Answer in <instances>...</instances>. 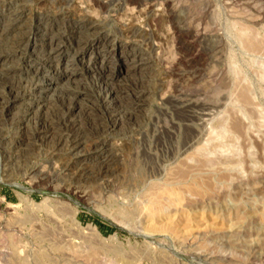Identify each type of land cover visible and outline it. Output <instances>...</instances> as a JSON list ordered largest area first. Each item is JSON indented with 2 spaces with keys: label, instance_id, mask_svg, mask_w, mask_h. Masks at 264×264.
<instances>
[{
  "label": "rangeland",
  "instance_id": "rangeland-1",
  "mask_svg": "<svg viewBox=\"0 0 264 264\" xmlns=\"http://www.w3.org/2000/svg\"><path fill=\"white\" fill-rule=\"evenodd\" d=\"M104 1L0 0V14L24 6L30 33L21 34L30 45L8 60L17 69L10 84L30 93L67 61L76 79L69 89L85 93L71 114L56 96L41 111L33 105L27 131L43 125L35 115L46 113L55 130L75 119L73 131L88 135L84 149L101 151L110 166L91 160L81 179L71 176L78 166L57 177L65 161L47 155L56 140L9 162L3 150L22 136L18 119L32 99L13 120L0 109V264H264V0ZM83 24L94 31L79 35ZM44 33L64 45L62 65L47 57ZM77 36L99 39L81 61ZM111 43L120 48L109 51ZM145 57L147 68L125 75L124 60ZM28 67L37 74L24 75ZM112 69L127 88L115 109L102 102ZM31 166L36 173L25 178ZM93 217L118 230L102 233Z\"/></svg>",
  "mask_w": 264,
  "mask_h": 264
},
{
  "label": "bare ground",
  "instance_id": "bare-ground-1",
  "mask_svg": "<svg viewBox=\"0 0 264 264\" xmlns=\"http://www.w3.org/2000/svg\"><path fill=\"white\" fill-rule=\"evenodd\" d=\"M97 3L99 4H104L105 1L104 0H95ZM13 2V1H12ZM24 7V6H23ZM22 7V5H18V8L16 9H13L12 11H10V8L9 7V11H3L6 15L3 14V12H1V15L0 16H6L7 18V23H3V25L0 26V85L2 84L3 85V89L0 88V109H2V112H5L3 113V115H1V117H3L4 120H13V112L12 110H17L18 108H20L23 103H22V100L25 98V97H29L30 101L32 102H29V103H26L28 105H30L29 108H26L25 111L23 112V114H21L19 116V119H18V123L20 125H23L19 130H22L21 133H22V138L21 137H17L15 138V143H11L12 145L9 146L8 148L6 147L7 145L5 144L6 141H5V138H0V144H2L4 142V144L6 145L5 147V150H3V155L5 156H8V161L9 162H15L16 160L18 161L19 156L18 155H27V156H31V155H37V153L39 154L43 147L44 146H47V145H50L49 143H51L52 141L55 143V140L57 141L56 144H54L52 146V150L48 152V162H53V160H55L57 157H60L59 155H62L61 158L65 161L64 165L65 167L63 168V166L61 168V170L57 171L56 173H54L57 177L58 176H67L69 177V174H70V169H75L74 167L75 166H78L76 168H78L77 171H74L72 172L73 174L71 176H74V177H80L84 174H89L88 173V168H90V166L88 165L89 162L91 160L96 161V165L97 164H104V166H106V169H107V166L109 165V159L107 157V155H104L103 153H101V151L98 150V152H90L88 149L85 150L84 149V141H85V136L83 133L79 132L77 129H75L73 131V127L75 126V119L72 120V129L67 128L66 129H63V130H55V126L53 125L54 122H52V124H48L47 120L46 119V113H45V116L44 115H35L34 116V119H37L38 121H42L43 125H35L34 128H32V130L30 132L27 131V127H28V124L32 121L31 119L33 118L32 114L34 115V111H29L30 109H32V106L34 105L35 109H43L45 107H47L48 105H50V102H52L51 100L53 99L54 96H56V98L60 101V103H63L62 105H64V102L67 100V110H69V114L72 113V111L74 112V110L76 109H80L81 108V102L82 101V97H83V94H85L83 91L81 90H70L69 89V84L72 82H74V80L76 81V79L73 77L74 76V70L73 68H69V66L71 64H68L67 61H65L66 63H63V69H60V71H56L53 75L51 76H48V79H45V80H35L34 82V89L30 91V93H26V91H22L21 89H18L14 86H16L18 83L16 82V85H11L10 84V77L11 75L13 76L14 73H16L15 70L17 69H11L10 67H8V60H11L12 56L15 55L18 51L20 50H17L18 47H22L23 43L25 42V47L27 48V46L30 45V41H27L25 40L24 41V38L21 36L24 35V31L26 30V34L29 33V31H27V24H26V20H25V11H24V8ZM5 8V7H4ZM4 17H2L3 19ZM5 18V20H6ZM1 23V24H2ZM30 24V23H29ZM31 25V24H30ZM75 27V26H74ZM94 28H95V25L91 24V25H88L87 24H83L81 26H78V32H79V35H82V36H87L88 32L91 30L94 31ZM29 29V28H28ZM31 29V28H30ZM46 29H44V31L42 32H45ZM71 30V29H70ZM47 31V30H46ZM58 31V30H57ZM92 31V32H93ZM187 31V30H186ZM28 32V33H27ZM25 34V36H26ZM30 34V33H29ZM28 34V35H29ZM39 34V33H38ZM12 35V36H11ZM15 35H20L21 37L18 38L17 40L14 41L13 43V47H14V50L10 51V50H7L6 47L8 46V42L7 41L9 40L10 37H13ZM78 35V34H77ZM159 35V34H158ZM253 35V34H252ZM30 36V35H29ZM45 33L42 34V38L40 40L42 41L41 45H43V47L45 48L46 50V54H47V57L51 60L53 59H57L58 62L57 64L58 65H62V61L60 59V55H62V53H64V45L60 44L57 40H60V39H56L54 36L50 37L49 39H46L45 38ZM103 36V35H102ZM197 36V35H196ZM36 37V36H35ZM35 37H32L33 39V48L36 49L37 47V39ZM88 37H91L90 34ZM95 37V36H94ZM201 37L202 34H201ZM251 38V36H249ZM77 39L76 40V47L79 48L76 50L75 52V55H76V59L78 58L80 61L84 58V56L86 55V47L87 46H91V49L92 50H95L97 49V47H94L97 43H99V39L98 38H92L90 39V41H86V40H82V41H86L84 42L83 44H81V41H80V38L77 36ZM82 38V37H81ZM242 38V37H241ZM5 39H6V42H5ZM27 39V38H26ZM29 39V38H28ZM86 39V38H85ZM255 39V38H254ZM47 40V42L45 41ZM101 40V39H100ZM255 41V40H254ZM101 42V41H100ZM260 42V41H259ZM253 43L252 45H255L254 42H251ZM39 44V43H38ZM177 44V43H176ZM248 44V43H247ZM262 44V43H261ZM40 45V47H42ZM82 47V45H84V47ZM110 46V50L109 51H116L118 50L119 45L117 43H111L109 44ZM246 45V44H245ZM24 46V45H23ZM39 46V45H38ZM179 46V45H178ZM248 46V45H247ZM246 46V47H247ZM251 46V45H249ZM181 47V46H180ZM183 47V46H182ZM32 48V49H33ZM69 48V47H68ZM74 48V47H73ZM257 48V47H256ZM40 50V49H39ZM67 50V48H66ZM70 51V49H69ZM24 52V51H23ZM93 51L90 52V54H92ZM33 53V52H32ZM36 53V52H35ZM43 53V52H42ZM68 53V52H67ZM66 53V54H67ZM112 53V52H111ZM38 54V53H37ZM45 54V53H44ZM69 54V53H68ZM74 54V53H73ZM95 54V53H94ZM93 54V55H94ZM97 55V54H96ZM22 56V55H21ZM33 56V55H32ZM44 56V55H43ZM73 56V55H72ZM197 56V55H196ZM195 56V57H196ZM36 57V56H35ZM46 57V58H47ZM68 57V56H67ZM102 62H105L106 61V55H102ZM123 57V56H121ZM26 58V57H25ZM91 58V57H90ZM136 58V57H134ZM133 58V60H134ZM146 58V57H145ZM20 59V58H19ZM27 59V58H26ZM29 59V58H28ZM109 59V58H108ZM73 60V59H72ZM71 60V61H72ZM191 60V59H190ZM193 60V59H192ZM131 61V60H130ZM122 62V61H121ZM125 63V70L123 71L126 74H133L136 72V70L141 66L144 68L146 67L148 64H149V60L146 58V59H139L136 63L135 61H132V62H126L125 60L123 61ZM106 63V62H105ZM190 63V62H189ZM120 64V63H119ZM187 64V63H186ZM29 65V64H28ZM103 65V64H102ZM12 66V65H11ZM29 68V67H28ZM99 68V67H98ZM110 68V67H109ZM147 68V67H146ZM96 69V68H95ZM102 69V68H101ZM142 69V68H141ZM19 70V68H18ZM143 71V70H142ZM20 72V74L22 73V70L18 71ZM104 72V71H103ZM146 72V71H145ZM37 74V67L34 68V67H31L29 68L28 70L26 69L25 70V73L23 71V74ZM17 74V73H16ZM19 75V74H18ZM105 75V74H104ZM29 76V75H28ZM35 76V75H34ZM97 76V75H96ZM102 76V75H101ZM107 76V74H106ZM134 76V74H133ZM19 77V76H18ZM24 77V76H23ZM99 77V76H98ZM124 77V75H123ZM12 78V77H11ZM29 78V77H27ZM33 78V77H32ZM40 78V77H39ZM105 78V77H103ZM107 80L105 81H108L109 84L111 85V87H107V88H104L103 89V92H102V102L104 103H108L109 106H111L112 108H114V104H116L117 100L121 99L124 97V94L125 92L127 91V88L122 85V84H116V81H115V78H117V71L113 70L110 71L109 73V76L106 77ZM44 79V78H43ZM62 80V82L60 83L59 86H56L54 84H57L58 81ZM130 81V80H129ZM22 82V81H21ZM105 83V82H103ZM106 84V83H105ZM68 85V86H67ZM108 85V84H107ZM20 86V85H19ZM82 86V85H81ZM86 86V85H85ZM106 86V85H105ZM79 88V87H78ZM31 89V88H30ZM129 90V89H128ZM137 90V89H136ZM131 91V90H130ZM141 91V89H140ZM135 92V91H134ZM243 92V91H242ZM131 93V92H130ZM133 93V92H132ZM140 95H143V92H139ZM245 94V91L243 92ZM242 94V93H241ZM243 95V94H242ZM245 95L248 96V94L246 93ZM130 96V95H129ZM134 96V94H132V97ZM145 97V96H144ZM85 98V97H84ZM137 98V97H136ZM66 99V100H64ZM135 99V98H134ZM27 100V99H26ZM25 100V101H26ZM91 100V99H90ZM139 100V99H138ZM141 100V99H140ZM139 100V101H140ZM145 100V98H144ZM247 100V98H246ZM28 101V100H27ZM124 101V100H123ZM129 101V100H128ZM134 101V100H133ZM132 101V102H133ZM143 101V99H142ZM141 101V102H142ZM24 102V101H23ZM54 102V101H53ZM120 102V101H119ZM118 102V103H119ZM126 102V99L125 101ZM121 103V102H120ZM136 103V102H135ZM56 104V103H54ZM123 104V103H122ZM144 104V103H142ZM192 104V103H190ZM188 104V105H190ZM125 105H128L125 104ZM124 105V106H125ZM132 105V103L130 104ZM207 105V104H206ZM60 106V105H58ZM108 106V107H109ZM121 106V105H120ZM134 108L135 110H137V104H134ZM187 106V105H186ZM185 106V107H186ZM194 106V105H192ZM80 107V108H79ZM116 108V107H115ZM114 108V109H115ZM123 108V107H121ZM120 108V109H121ZM184 108V107H183ZM24 109V108H23ZM34 109V108H33ZM60 109V108H58ZM110 109V108H109ZM130 109V108H129ZM128 109V110H129ZM132 109V108H131ZM140 109V108H139ZM181 109V108H180ZM204 109V108H203ZM15 110V111H16ZM20 110V109H19ZM123 110V109H121ZM41 111V110H40ZM44 111V110H43ZM71 111V112H70ZM80 111V110H79ZM111 111V109H110ZM117 111V110H116ZM125 111V110H124ZM131 111V110H130ZM12 112V113H11ZM46 112V111H45ZM118 112V111H117ZM120 112V111H119ZM118 112V113H119ZM127 112V111H126ZM129 112V111H128ZM134 112V110H133ZM106 113V112H105ZM113 113V112H112ZM125 113V112H124ZM131 113V112H130ZM190 113V112H189ZM20 114V113H19ZM44 114V113H43ZM111 114V113H110ZM114 114V113H113ZM127 114V113H126ZM132 114V113H131ZM200 114V113H199ZM203 114V113H202ZM202 114L200 116H202ZM16 115H18L16 113ZM15 115V116H16ZM48 115V114H47ZM117 115V114H116ZM32 116V117H31ZM113 116V115H112ZM130 117V115H128ZM196 115H194V118H195ZM206 114L203 117H205ZM18 117V116H16ZM111 117V116H110ZM128 117V118H129ZM132 117V116H131ZM114 118V117H113ZM112 118V119H113ZM184 118V117H183ZM1 119V118H0ZM78 119V118H77ZM122 119V118H121ZM130 119V118H129ZM138 119V118H137ZM197 119V118H196ZM64 120V119H63ZM109 120V119H108ZM37 121V122H38ZM65 121V120H64ZM62 121V122H64ZM117 120V117L113 119V122L115 123ZM187 121V120H186ZM33 122V121H32ZM51 122V121H50ZM99 122V121H98ZM11 123V122H10ZM39 123V122H38ZM113 123V124H114ZM18 124V125H19ZM58 124V122H57ZM63 124V123H62ZM112 124V121L111 123ZM112 124V126H113ZM1 125V124H0ZM68 125V123H67ZM108 125V123H107ZM33 126V125H32ZM58 126H60V124H58ZM66 126V125H65ZM64 126V127H65ZM109 126V125H108ZM107 126V127H108ZM110 127L111 129H113V127ZM60 129V128H58ZM107 130V129H106ZM105 130V131H106ZM109 130V129H108ZM101 132V131H100ZM99 133V132H98ZM25 135V137H23ZM88 136V135H87ZM86 136V138H88ZM101 136V135H100ZM14 140V139H13ZM103 140V139H102ZM10 141V140H9ZM25 141V142H24ZM13 142V141H12ZM63 142V143H62ZM100 142V141H99ZM65 144L64 146L60 147V144ZM9 144V143H7ZM61 144V145H62ZM102 144V143H101ZM23 145V146H22ZM104 145V144H103ZM94 146V145H93ZM98 147V146H97ZM4 149V148H3ZM51 149V148H50ZM93 149H96L95 147ZM92 149V150H93ZM100 149V148H99ZM45 150V149H43ZM47 150V149H46ZM25 156V157H27ZM21 157V156H20ZM24 157V156H23ZM60 158V159H61ZM23 160V159H22ZM21 161V160H20ZM26 161V160H25ZM61 161V160H60ZM11 162V163H12ZM63 162V161H62ZM92 162V161H91ZM111 162V161H110ZM116 162V161H115ZM8 163V162H7ZM17 163V162H15ZM26 163V162H25ZM6 164V163H5ZM33 164V163H32ZM9 165V163L7 164ZM18 165H23L22 163ZM48 165V164H47ZM91 165V164H90ZM94 165V163H93ZM17 166V165H15ZM15 166H9V167H12V169H14ZM25 166V165H24ZM23 166V167H24ZM56 166V165H55ZM98 166V165H97ZM100 166V165H99ZM21 167V166H20ZM19 168V167H18ZM25 168V167H24ZM23 168V172L18 171V172H22L23 176L26 178V177H29L32 173H36V168L35 166H31L30 168L28 169H24ZM51 168V167H50ZM94 168V167H93ZM100 168V167H99ZM101 168H103V166H101ZM100 168V169H101ZM108 168H110V166H108ZM11 169V168H10ZM16 169V167H15ZM60 169V168H58ZM88 169V170H87ZM18 170V169H17ZM72 171V170H71ZM8 172V171H7ZM9 173V172H8ZM91 173V172H90ZM43 176V175H42ZM47 176V175H46ZM48 177V176H47ZM44 178V177H43ZM67 178V177H66ZM88 178V177H87ZM91 178V177H90ZM46 179V178H45ZM72 179V177H71ZM70 179V180H71ZM74 179V178H73ZM78 179V178H77ZM81 179V177L79 178ZM77 181V180H76ZM50 182V181H49ZM69 182V181H68ZM75 182V180H74ZM2 199V198H1Z\"/></svg>",
  "mask_w": 264,
  "mask_h": 264
},
{
  "label": "trees",
  "instance_id": "trees-1",
  "mask_svg": "<svg viewBox=\"0 0 264 264\" xmlns=\"http://www.w3.org/2000/svg\"><path fill=\"white\" fill-rule=\"evenodd\" d=\"M93 221H94V224L99 228V230L102 232V233H105L106 231H111V230H118L116 227H112V226H107L105 227L104 225H102L98 219L94 218L93 217Z\"/></svg>",
  "mask_w": 264,
  "mask_h": 264
}]
</instances>
